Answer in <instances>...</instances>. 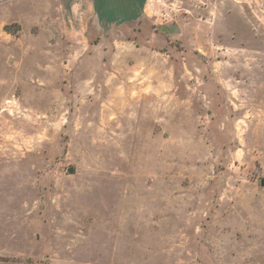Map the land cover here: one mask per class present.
Masks as SVG:
<instances>
[{"label":"rangeland","instance_id":"rangeland-1","mask_svg":"<svg viewBox=\"0 0 264 264\" xmlns=\"http://www.w3.org/2000/svg\"><path fill=\"white\" fill-rule=\"evenodd\" d=\"M16 1L0 264H264V0Z\"/></svg>","mask_w":264,"mask_h":264},{"label":"crops","instance_id":"crops-1","mask_svg":"<svg viewBox=\"0 0 264 264\" xmlns=\"http://www.w3.org/2000/svg\"><path fill=\"white\" fill-rule=\"evenodd\" d=\"M79 0H71V4L77 3ZM86 5L85 19L99 18L100 21L114 22L122 20L123 18L135 19L138 11L141 9L143 0H126L127 8L124 5L125 1H121L119 11L112 14V7H118L115 3L116 0H83ZM9 4L6 2L0 3V23L5 28L8 24H19L23 26V14L22 7L17 4L16 0H9ZM129 2V3H128ZM20 6V8H18ZM140 12V11H139ZM6 39H1V44L7 42L12 43L13 36L5 33ZM19 64H21V50L22 40L18 39ZM14 44L16 46V37L14 38ZM16 56L14 55V70L12 71V63L7 58L0 56V112L7 110V105H14L21 101L22 91V73L16 70ZM9 65V66H8ZM2 126L0 120V127ZM1 234V232H0ZM1 236V235H0Z\"/></svg>","mask_w":264,"mask_h":264},{"label":"water","instance_id":"water-1","mask_svg":"<svg viewBox=\"0 0 264 264\" xmlns=\"http://www.w3.org/2000/svg\"><path fill=\"white\" fill-rule=\"evenodd\" d=\"M70 173L73 174L74 171L73 170H70ZM262 185L264 186V181H262Z\"/></svg>","mask_w":264,"mask_h":264}]
</instances>
